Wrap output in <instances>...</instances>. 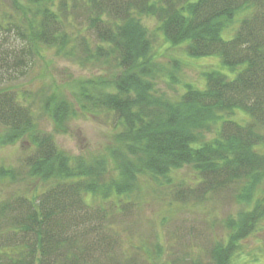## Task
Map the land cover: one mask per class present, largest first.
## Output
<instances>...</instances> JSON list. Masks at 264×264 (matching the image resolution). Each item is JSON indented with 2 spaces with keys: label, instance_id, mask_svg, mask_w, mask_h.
Returning a JSON list of instances; mask_svg holds the SVG:
<instances>
[{
  "label": "trees",
  "instance_id": "obj_1",
  "mask_svg": "<svg viewBox=\"0 0 264 264\" xmlns=\"http://www.w3.org/2000/svg\"><path fill=\"white\" fill-rule=\"evenodd\" d=\"M9 2L0 9V39L11 45L13 38L15 46H0V86L18 83L40 50L101 64L107 77L80 82L76 103L110 122L116 147L109 156L123 179L103 184V157L70 160L52 132L37 129L41 114L56 131L65 129L74 109L67 99L0 89V147L22 137L30 143L16 164H0V264H144L140 243L122 249L125 231L113 222L135 203L138 174H149L180 206L212 205L225 192L250 205L221 220L227 239L212 241L204 262L233 264L229 253L234 246L241 252L236 241L264 220V0ZM167 47H183L187 59L215 57L221 69L202 70L201 87L184 83V60L164 61L159 52ZM189 165L192 186L176 174ZM33 181L29 190L8 188ZM193 243L176 245L206 257L202 242Z\"/></svg>",
  "mask_w": 264,
  "mask_h": 264
},
{
  "label": "rangeland",
  "instance_id": "obj_2",
  "mask_svg": "<svg viewBox=\"0 0 264 264\" xmlns=\"http://www.w3.org/2000/svg\"><path fill=\"white\" fill-rule=\"evenodd\" d=\"M0 9L3 11L10 9L9 0H0ZM146 24L149 27V24L152 25V20L146 21ZM8 36L11 37L10 34ZM10 39L13 38L8 40L11 45L2 43L0 39V46L14 48L15 44ZM159 53L165 54L164 61L175 56L179 57V55L183 58L184 65L181 68V77L184 79L182 80L184 83L193 80L201 87L202 80L198 76L201 75L202 70L211 67L221 69L219 61L215 57L187 59L183 47L177 49L167 47L166 50L161 49ZM100 65L99 63H81L80 60L74 57H60L50 51L40 50L35 52L32 65L24 74L19 75L18 83H16V80L14 82L10 81L9 83L12 84L8 83L0 86V89L33 90L35 94L38 93L41 97L48 91L49 95L55 94L57 97L65 98L71 102L74 109L72 115L66 120L65 129L56 131L53 120L42 114L37 116V129L52 132L58 150L70 160L83 159L88 163L93 159L103 157L105 166V171L102 174L103 184L112 181L119 183L123 178L120 171L116 169L113 159L109 156L111 149L116 147L115 137L109 128L110 122H106L101 116L93 117L88 113L81 112L75 97L80 82L97 77H107V71L102 69ZM15 85L16 87H14ZM162 87L164 90L168 88L164 85ZM29 147L28 137H22L11 145L0 147V164H16L18 158L27 152ZM176 174L189 186L196 182L193 180L196 176L195 170L190 165L177 170ZM136 176L137 185L134 193L137 198L133 199L135 203L130 204L120 215H116L113 222L117 226L121 224L120 228L125 231V233L120 234L123 237L122 249L129 248L130 242L140 243V249L142 250L139 252L138 259L142 260L144 264H165L169 261H173V264H204L209 259L208 252L212 241L227 239L226 229L220 227L221 220L224 221L228 215H236L240 211L250 208V205L245 206L233 201L230 192L217 195L212 205H199L200 203H197L194 206L188 203L180 206L179 203L173 202L168 196L167 198L164 197L166 191L159 189L155 182H151L153 180L149 174H138ZM34 182L31 185L26 184V188L22 184H16L17 186L9 184L8 188L20 187V189L29 190L33 188ZM4 186L5 184L2 187L4 188ZM157 196L164 197L166 202L156 198ZM170 201L172 205L169 206ZM204 220L207 223L203 222ZM187 240L194 241L193 244L197 246L202 242L201 245L207 258L199 248L198 250L192 249L187 254L186 249L176 245L177 242L184 245ZM236 242L241 252L237 255L234 246L232 253H229L233 264H245L246 261L255 264V259L264 264V257H262L264 256V220L260 222L256 232L250 234L244 240ZM169 243L172 244L170 249H173L174 253H171L166 247V244ZM87 245L100 253L110 250L119 252L117 245L114 247L102 243L93 245L87 243ZM100 256L103 257V255ZM188 257L190 260L195 259V261L189 263L187 261Z\"/></svg>",
  "mask_w": 264,
  "mask_h": 264
}]
</instances>
